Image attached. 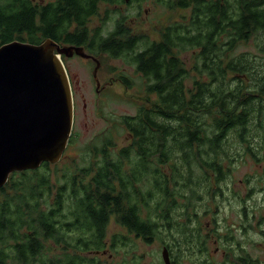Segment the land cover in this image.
Wrapping results in <instances>:
<instances>
[{
    "label": "trees",
    "instance_id": "obj_1",
    "mask_svg": "<svg viewBox=\"0 0 264 264\" xmlns=\"http://www.w3.org/2000/svg\"><path fill=\"white\" fill-rule=\"evenodd\" d=\"M128 1L0 0V46L46 38L81 45L97 60L105 55L125 62L154 94L149 105L120 116L128 143L109 152L111 140L104 138L92 166L62 168L57 178L56 163L44 162L9 175L0 188V264H92L86 253L105 248L111 218L146 240L161 227L186 235L195 203L224 191L237 145L261 146L264 0H156L170 9L190 8L188 16L164 25L159 39L127 32L123 16L107 34L88 29L100 4ZM249 40L256 52L235 54ZM183 52L192 53L196 76L181 62ZM120 80L132 87L127 74ZM189 235L195 243L194 231ZM238 242L232 235L231 243Z\"/></svg>",
    "mask_w": 264,
    "mask_h": 264
},
{
    "label": "rangeland",
    "instance_id": "obj_2",
    "mask_svg": "<svg viewBox=\"0 0 264 264\" xmlns=\"http://www.w3.org/2000/svg\"><path fill=\"white\" fill-rule=\"evenodd\" d=\"M189 12L190 8L170 9L156 0H129L127 3L112 6L100 4L87 26L90 31L98 27L103 34H107L114 28L116 20L123 16L127 32L140 33L152 40L159 39V32L164 25L188 16ZM246 51L256 52L252 40L240 43L235 54ZM96 57L100 64L96 77L93 78L95 62L90 58L76 54L60 55L72 91L73 126L62 157L56 163L54 177L61 178L62 168L76 171L78 167L92 166L96 163L99 157H96L95 153L106 137L111 140L107 149L109 152L126 145L130 136L120 122V116L134 114L138 105L143 103L149 105L148 102L154 98V94L145 92L141 76L125 62L105 55ZM179 57L191 76H196L191 69L192 53L183 52ZM122 73L132 79L131 88L122 84L120 80ZM185 82L187 87H190L191 78ZM260 119H264V110ZM261 136H264V133L256 137ZM260 144L261 146L257 148L251 147L252 152L249 146L237 145L240 152L236 154L238 159L234 163L227 164L230 171L223 183L226 185L224 191L221 194L211 191L195 203L193 220L186 235L178 233L176 227L171 229L161 227L156 236L146 240L129 232L111 218L106 233L107 249L114 250L124 246L129 252L135 251L134 256L141 261L136 262L133 257L128 264H159L162 260L163 246L173 252L194 250V243L189 241V233L192 230L195 233L199 223L203 229H213L215 226L218 231L230 230V235L239 240V244L231 243L232 251H248L251 255L262 253L264 259V177L258 179V176L264 175V137ZM50 169L53 173L54 166L50 165ZM250 188L254 190L250 192ZM215 215L216 220L209 222ZM193 221L194 227L191 228ZM113 235L115 237L112 244ZM173 241L176 242L174 245ZM212 248L211 244L210 249ZM50 252L53 253L52 250ZM232 256L235 258L234 252ZM182 261L190 262L188 259Z\"/></svg>",
    "mask_w": 264,
    "mask_h": 264
},
{
    "label": "water",
    "instance_id": "obj_3",
    "mask_svg": "<svg viewBox=\"0 0 264 264\" xmlns=\"http://www.w3.org/2000/svg\"><path fill=\"white\" fill-rule=\"evenodd\" d=\"M61 54L92 59L96 77L99 60L81 45L46 38L0 46V188L11 173L55 164L62 157L72 132L73 97ZM161 252L170 264L167 248Z\"/></svg>",
    "mask_w": 264,
    "mask_h": 264
},
{
    "label": "flooded vegetation",
    "instance_id": "obj_4",
    "mask_svg": "<svg viewBox=\"0 0 264 264\" xmlns=\"http://www.w3.org/2000/svg\"><path fill=\"white\" fill-rule=\"evenodd\" d=\"M215 220L216 215L209 222ZM261 233H263V229H261ZM217 238L224 241V246L216 245ZM211 244L213 245L212 249H210ZM106 246L102 250L86 253L87 256L92 258V264H128L133 257L136 262L141 261L136 255L134 256L135 251L129 252L124 246L114 250H111V248L108 250ZM164 247L166 246H163L162 249ZM231 248L233 247L231 245L230 230L218 231L215 226L213 229H203L200 225L195 229V243L192 252H173L167 249V255L170 264H264L262 253L251 255L248 251L237 252L232 251ZM233 252L235 258L232 256ZM161 257L162 260L159 261V264H165L162 252ZM182 259H188L190 262H184Z\"/></svg>",
    "mask_w": 264,
    "mask_h": 264
}]
</instances>
